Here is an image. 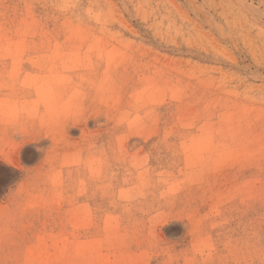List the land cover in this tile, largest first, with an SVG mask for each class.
<instances>
[{
    "label": "rangeland",
    "instance_id": "1",
    "mask_svg": "<svg viewBox=\"0 0 264 264\" xmlns=\"http://www.w3.org/2000/svg\"><path fill=\"white\" fill-rule=\"evenodd\" d=\"M43 71L108 79L69 141ZM0 169V264H264V0H0Z\"/></svg>",
    "mask_w": 264,
    "mask_h": 264
},
{
    "label": "bare ground",
    "instance_id": "2",
    "mask_svg": "<svg viewBox=\"0 0 264 264\" xmlns=\"http://www.w3.org/2000/svg\"><path fill=\"white\" fill-rule=\"evenodd\" d=\"M107 81L108 79L106 78V76L102 74L101 76H95L94 74H85V73L75 74L73 73L67 76L57 77V73L55 71H43L41 75L33 76L32 79L30 80L29 84L31 86L29 88L32 90L33 93L30 92V93L23 94L22 101H20L21 102L20 106L24 107V109L28 110L29 112H32L35 118L46 120L49 124H51V122H53L56 119V116L62 110L64 111L71 110L73 106L78 105V104L79 106L81 105V107H84V111H83L84 114H83L82 122L80 121L77 123L76 122L72 123L71 120H62L64 118H67V117H64L65 116L64 115L63 117L61 116L62 121H59L57 124L50 125V126H55L57 128L56 129L57 131H61L64 133L65 138L60 139L61 141H64V142L69 141V136L67 133L70 130L79 129L82 131L88 124L89 119L92 116V114H90L91 110L89 111L90 108L88 106L89 101L93 98L92 94H95L96 98H101V96L103 95L102 93H104L105 91V83H107ZM12 102H15V101H12ZM91 102L92 101H90V103ZM116 112L120 114L119 110H116ZM74 115H77V114H74ZM57 140H58L57 138L52 137L51 141L52 143H54ZM32 156L33 155H32L31 150H26L24 152L23 157L24 159H30ZM92 164H95L94 161L89 159V160H85L83 164H78V166L83 169H86ZM77 174L79 175V171H77ZM8 175L10 176V174L7 173L5 170L0 169V190L8 182V179H9ZM73 220L74 219H72L71 222H73ZM90 246L91 245H89V247Z\"/></svg>",
    "mask_w": 264,
    "mask_h": 264
}]
</instances>
